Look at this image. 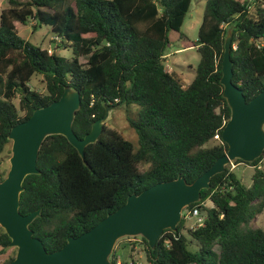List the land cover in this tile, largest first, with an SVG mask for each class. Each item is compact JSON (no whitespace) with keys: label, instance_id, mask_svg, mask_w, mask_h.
<instances>
[{"label":"trees","instance_id":"trees-1","mask_svg":"<svg viewBox=\"0 0 264 264\" xmlns=\"http://www.w3.org/2000/svg\"><path fill=\"white\" fill-rule=\"evenodd\" d=\"M7 3L0 11V154L11 142V127L58 99L66 86L80 93L72 122L78 138L106 107H138L135 116H126L137 135L136 146L105 124L98 139L85 147L84 159L63 135L44 138L39 173L25 176L19 212L40 209L29 228L47 252L89 230L128 195L178 176L191 183L226 152L221 131L230 109L220 77L227 29L232 33L233 84L246 101L264 89V0L205 1L197 41L188 43L196 47L199 62L185 87L166 70L165 60L171 42L186 41L180 29L191 0ZM31 20L34 29L49 26L60 39L57 46L70 48V58L19 36L16 23ZM35 74L43 76V92L28 84ZM16 95L18 106L12 102ZM212 139L218 142L204 146ZM263 156L264 151L245 162L253 168L248 186L228 166L211 177L200 200L185 207H198L205 216L201 226L185 234L181 218L175 231L162 232L154 248L141 236L148 264H264V230L251 224L264 209ZM0 172L3 177L5 169ZM9 242L0 226V255ZM116 258L112 251L110 263L117 264Z\"/></svg>","mask_w":264,"mask_h":264},{"label":"water","instance_id":"water-1","mask_svg":"<svg viewBox=\"0 0 264 264\" xmlns=\"http://www.w3.org/2000/svg\"><path fill=\"white\" fill-rule=\"evenodd\" d=\"M231 38L229 31L224 39L220 77L222 96L230 109V117L221 131V140L227 144L226 152L191 183L178 176L128 195L120 207L89 230L67 237L66 243L54 251L47 252L29 228L40 209L28 214L19 212L23 180L26 175L39 173L38 152L48 135H63L84 159L85 147L98 139L113 106L106 107L104 115L92 123L89 132L78 138L72 122L80 108V93L66 86L58 99L35 108L26 120L11 127L8 133L10 166L4 177L0 175V226L10 238L8 246L16 248L14 258L7 264H111L109 256L115 242L126 236L140 235L154 248L165 229L176 230L183 208L200 200L201 190L209 188L212 176L223 172L232 160L251 162L262 155L264 89L246 101L242 90L233 84Z\"/></svg>","mask_w":264,"mask_h":264},{"label":"rangeland","instance_id":"rangeland-1","mask_svg":"<svg viewBox=\"0 0 264 264\" xmlns=\"http://www.w3.org/2000/svg\"><path fill=\"white\" fill-rule=\"evenodd\" d=\"M206 0H191L190 8L185 16L183 25L181 26L180 32L186 35V41L175 40L170 43L167 48V55L165 60V68L171 73V75L177 79V81L185 87L189 84L195 75V71L199 62V53L195 46L189 47L188 43H196L198 37V29L202 20L203 8ZM7 0H0V11L1 9L7 7ZM16 29L18 35L23 39L29 41L33 45L40 46L44 49H50L51 51H56L58 54L70 58L71 50L70 48H61L57 45L59 41L54 39V35L50 31L49 26L42 25L37 29L32 28V20L28 24L21 25L16 23ZM230 29H227V33ZM55 41V42H52ZM80 61L84 63L86 61L85 57H80ZM42 75L35 74L28 83L31 89L38 92L44 91V84L42 83ZM12 102L18 106V95L12 98ZM138 111L136 105H130L128 109L121 105L113 107L108 111V117L104 124L116 129L125 139L131 141L134 146L137 145V135L135 131L129 127L126 120L127 115L135 116ZM23 112H20L22 114ZM218 140H210L204 144V146H212L217 143ZM11 156V142L6 146V150L0 154V171L5 169V176L7 170L9 169V157ZM227 167V165H226ZM225 167V168H226ZM259 167L264 171V156L259 161ZM147 165H140V169L144 170ZM232 171L241 179L242 183L245 185H250L251 175L253 173V168L251 165H237ZM1 173V172H0ZM186 208H183L185 211ZM194 223V219L185 220L182 232L186 234L187 229ZM251 224L254 227H259L264 230V209L258 215H256ZM117 256V264H148L145 256V244L141 239L140 235L136 236H126L118 239L112 249ZM16 252L15 247H7L4 253L0 255V264L8 259L11 255ZM112 253V252H111ZM110 258V256H109Z\"/></svg>","mask_w":264,"mask_h":264},{"label":"built area","instance_id":"built-area-1","mask_svg":"<svg viewBox=\"0 0 264 264\" xmlns=\"http://www.w3.org/2000/svg\"><path fill=\"white\" fill-rule=\"evenodd\" d=\"M250 4H254L257 0H248ZM54 39L59 41V37L54 36ZM48 52H51L50 49H48ZM215 138H218V135H215ZM248 165L245 163V161H235L232 160L228 163V168L229 170H233L237 165ZM207 205H211V201L207 200L206 203ZM181 218L185 220H191L194 219V223L190 226V228L194 229L198 226H201L203 224L205 216L201 214L199 211L198 207H192V208H187L185 211L182 210L181 213ZM166 243H169V239L166 240Z\"/></svg>","mask_w":264,"mask_h":264}]
</instances>
